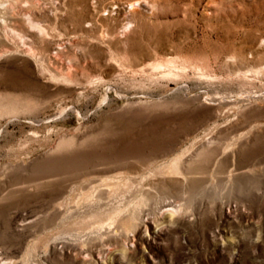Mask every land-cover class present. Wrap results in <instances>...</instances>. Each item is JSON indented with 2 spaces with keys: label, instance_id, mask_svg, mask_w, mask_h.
<instances>
[{
  "label": "rangeland",
  "instance_id": "rangeland-1",
  "mask_svg": "<svg viewBox=\"0 0 264 264\" xmlns=\"http://www.w3.org/2000/svg\"><path fill=\"white\" fill-rule=\"evenodd\" d=\"M0 264H264V0H0Z\"/></svg>",
  "mask_w": 264,
  "mask_h": 264
},
{
  "label": "bare ground",
  "instance_id": "bare-ground-1",
  "mask_svg": "<svg viewBox=\"0 0 264 264\" xmlns=\"http://www.w3.org/2000/svg\"><path fill=\"white\" fill-rule=\"evenodd\" d=\"M42 31V30H41Z\"/></svg>",
  "mask_w": 264,
  "mask_h": 264
}]
</instances>
